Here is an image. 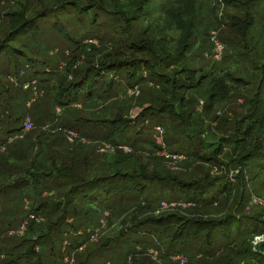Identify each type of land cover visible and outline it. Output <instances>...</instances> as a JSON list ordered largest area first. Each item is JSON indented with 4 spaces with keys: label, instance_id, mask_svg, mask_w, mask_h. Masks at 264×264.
Segmentation results:
<instances>
[{
    "label": "trees",
    "instance_id": "1",
    "mask_svg": "<svg viewBox=\"0 0 264 264\" xmlns=\"http://www.w3.org/2000/svg\"><path fill=\"white\" fill-rule=\"evenodd\" d=\"M30 1L19 6L27 16L22 11L4 15L10 29L0 40V57L7 53L9 40L44 23L54 11L56 20L59 10L67 18L75 15V22L88 23L96 36L80 38L91 46L88 55L73 56L69 62L75 67L69 66L47 92L56 105L75 109V115L83 108L85 117L54 124V130L29 140L38 163L14 179L25 189L5 193L9 186L2 180L10 173L0 172V198L15 210L29 201L14 226L28 238L20 240V246L26 247L27 241L29 245L22 254H38L45 236L72 224L67 222L70 214L83 220L96 208L108 212L120 227L91 247L93 235L81 238L75 229V238L61 249L75 250V264H89L95 251L125 242L129 246L124 260L143 264L135 249L146 248L144 241L138 246L142 235H149L163 259L183 254L187 264H264V206L253 205L254 214L238 212L244 188L251 190L245 180L264 177V34L257 46L247 41L254 26L248 10L258 0H60L28 14ZM221 30L226 34L219 37ZM210 31L215 33L208 35ZM199 34L205 42L212 40L211 47L198 41ZM224 38L232 47L240 46L237 60L229 58L236 68L216 67L230 57L222 58L224 43L219 57L210 53ZM192 56L199 59L198 67L184 64ZM141 86L147 89L135 104L123 98ZM35 110L30 123L39 128L50 114ZM17 112L0 102L1 126L15 137L29 120ZM154 130L157 139L147 140L145 133ZM93 143L110 148L101 160ZM137 151L145 152V158ZM198 162L191 172L173 167ZM209 165L219 167L220 173L212 174ZM222 195L224 205L217 201ZM253 196L249 193L248 199ZM164 203L174 207L159 211ZM257 237L262 239L255 242ZM179 247L183 251H177Z\"/></svg>",
    "mask_w": 264,
    "mask_h": 264
},
{
    "label": "rangeland",
    "instance_id": "2",
    "mask_svg": "<svg viewBox=\"0 0 264 264\" xmlns=\"http://www.w3.org/2000/svg\"><path fill=\"white\" fill-rule=\"evenodd\" d=\"M25 1L27 2V0H0V40L6 36L10 29V26L7 24L8 20L6 17H4V15L11 11H22L27 16L23 8L19 10L20 3H24ZM59 1L60 0H31L25 7H28L32 3L28 7V14H30L40 10L43 7L56 6ZM72 1L75 2V0ZM204 1L207 4L212 2V0ZM255 5L252 6L250 10H248L254 19V26L250 31V37L247 39V41L253 44V46H257L256 40L259 41L262 34H264V0H258ZM71 10V14H74L75 5L72 6ZM54 12H51L52 20L48 15L44 23L40 22L35 28H33V30L18 34L9 40L7 42V53H3V55L0 57V102L5 104V106L12 105L16 107L18 109V115L25 113L27 118H29V120H24L23 125L25 127L19 134H17L19 137H15L16 135L14 134L10 135L6 133L4 126H1L0 123V147H4V149L0 151V154L3 152L0 155V172L10 173L2 180L5 185L9 186L3 190L5 193L11 194L14 193V190L19 192L21 189H25L26 187L24 185H16L14 179L18 176V174L28 172L32 165L38 163V158L34 156V153L37 150L35 148L32 149L29 147L30 139H35L39 133L47 134L48 130H54L51 127L54 124H56L54 127H58L64 125L70 119H76V116H80L81 118L85 117L83 108L80 109L81 115H75V109L68 111V109H66L64 106L56 105L55 100H53L51 95H49L47 92H49L51 89V84H55L57 86V84L61 81L59 79H61L62 76L66 74L68 68L75 67L74 62L72 66H70L72 61L69 62L73 56L82 54L83 57H86L88 55L85 51L91 49V46H84V43H81L82 40L80 41V38L88 35L96 36V33L91 31L90 25L88 23L81 24L75 22V15L71 18H67L65 14L59 10L57 11L58 13H55L57 16H59V19L56 20L55 17H53L55 16ZM213 32L214 31H210L208 35H211ZM218 34H220L219 37H221L225 35L226 32L221 30V32H218ZM231 36L233 37V35ZM203 37V35L199 34L198 41L204 43L205 39H203ZM208 39L209 40H207L204 45L211 47L212 40L210 38ZM223 40L224 42H219L221 44L224 43L225 45L222 58L227 57L229 54L230 57H227L228 60H224L222 63L217 64L216 67H228L232 65L236 68L238 64L234 61H231L229 58L232 60L236 58L235 55L240 46L236 45L237 47H232L228 40L225 38ZM235 41L241 43L239 40H237V38ZM86 42L95 43L91 41ZM213 42L218 41L213 39ZM193 52L194 50L191 52V54H193ZM211 52L213 55L214 50L212 48L210 49V53ZM206 53L208 52L206 51ZM206 59V61H209L212 66L213 61L208 60L210 59L209 57H206ZM235 60H237V58ZM184 64L188 67L194 68L198 67L200 62L198 58L192 56V58L189 60V64L186 61ZM56 89L59 93V89L57 87ZM145 89H147L145 86L134 88L129 93L127 92V95H123V98L125 100L130 98L133 100L132 103L135 104L136 99H138L140 95L143 94ZM61 102L62 101L60 99L59 104ZM127 102L129 103V100ZM201 104L202 103L200 101L198 108H200ZM35 108H38L40 112L50 114L49 120L45 121L42 127L39 128H35L33 123H30V121L35 116ZM6 109H8V107H6ZM6 109L4 112H7ZM108 113L109 112L107 111V114ZM4 122H6V119H4ZM212 125L214 124H211V127ZM30 132H32L31 136ZM60 133L61 132H59V134ZM55 136L59 137L60 135ZM157 136L158 132L156 130L147 131L145 133V138L147 140L152 138L156 140ZM6 140L8 144L5 145L4 143ZM93 144H96L93 146L96 149L95 152L99 155V160L104 158V154H108V150L110 148H108L105 144ZM123 151L125 152L126 150ZM110 152L112 151L110 150ZM136 154L143 156V158L146 156L145 152L137 151ZM166 164L168 166V162H166ZM198 166H200L199 162L194 164L192 167L190 164L187 165L185 163H181L179 165L177 163L173 165L174 168H178L176 172L181 173H184L183 171H186L187 169H189V172H191ZM210 166L212 174L217 175L220 173L218 170L219 167L209 165V167ZM220 170H224L223 167H221ZM202 173L195 174L201 175ZM263 181L264 177L261 174H258L254 179L251 178L250 182L248 179L245 180L246 186L248 183H250L252 191L250 189L248 190L247 188H244V201L241 207L238 209L239 213L254 214L253 212H255V209L253 208L254 206L251 202L252 200L258 201L255 199L257 197H260L258 199L264 200V186H259L260 183L264 184ZM236 182L237 180L235 179L234 184H236ZM48 193L49 191L44 189L43 196L46 195V197H48ZM249 193L254 195L252 200L248 199ZM209 197L206 198V200L209 202L210 210L213 212L214 208L210 205L211 199ZM224 198V195H222L217 200L220 205L225 204ZM28 202L29 201L27 199L26 201L23 200L19 207H17L15 210L12 206V203L8 204L3 201L2 198H0V264H75V250L70 251L69 249H66L64 253L61 250L63 246L65 247V244H68L70 241H72V239L75 238V229H79L83 234L82 236H79L81 238L86 234L89 236V238L93 235V241H89V246L91 247L93 245H99L104 239L116 234L120 227L119 223H117V220L114 217L111 219V217L107 216L108 212L104 210L94 208L93 210L89 211L86 218L83 217V220L80 217H76L74 214H70V218L67 219V222H71L72 224L64 225L61 227V229L55 230L45 236L43 239L44 242L42 243V248H40L38 254L30 256L27 251L22 254L25 248L28 250L29 245L27 244V241L25 242L26 247L20 246V240L23 238H28L26 234H23L24 232L22 230L14 229L16 228L14 226L18 224V219L16 216H22L26 214L27 210L29 209V206L27 205ZM172 203L168 205V207H174V204ZM166 205L167 204L164 203L160 207L159 211L166 210L168 208ZM11 206L15 211L11 210ZM10 210L11 212H9ZM16 212L18 214H16ZM8 222H10L9 225ZM37 222H41V220H38ZM111 222L116 226L111 225ZM63 231L67 233L62 237L61 234ZM261 239L262 237H257L254 241L259 242ZM151 240L152 239L149 237V235H142L140 237L138 246H142L140 243H143L142 241H144L145 243L143 244H145L144 246L146 248L143 250H141V248H135L138 253L136 255L139 256L137 259H140V262H143V264H170V262H173L171 258L163 259L160 249L154 247V245L151 243ZM32 244L33 243H31V245ZM113 244L115 245L110 246L106 251L93 250L95 253L91 255L89 264H130L131 258L129 259V257H127L124 260V255L129 244L126 242L125 246L117 243ZM134 247L135 245L133 248ZM195 247L196 246H194V248ZM181 250L183 251L181 247L177 248V251ZM179 255L184 260V263L186 262L185 264H187V257L183 254ZM172 264L180 263L179 261H176Z\"/></svg>",
    "mask_w": 264,
    "mask_h": 264
},
{
    "label": "built area",
    "instance_id": "3",
    "mask_svg": "<svg viewBox=\"0 0 264 264\" xmlns=\"http://www.w3.org/2000/svg\"><path fill=\"white\" fill-rule=\"evenodd\" d=\"M222 48H223V46L221 45V43H216V48H215V50H214V57L215 58H217V57H219L220 56V54H221V51H222ZM231 175H233L232 173L230 174V176ZM255 198V197H254ZM255 199H257L258 201H256V200H252V204L253 205H257V206H264V201L263 200H261V199H258V198H255ZM171 259H172V261L175 263L176 261H179V263L180 264H183L184 263V260L180 257V255H173L172 257H171Z\"/></svg>",
    "mask_w": 264,
    "mask_h": 264
}]
</instances>
